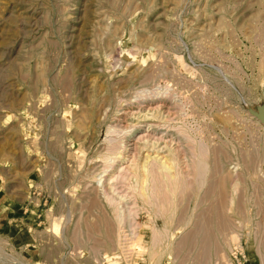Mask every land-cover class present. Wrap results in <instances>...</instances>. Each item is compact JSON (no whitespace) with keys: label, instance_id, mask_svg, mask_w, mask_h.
<instances>
[{"label":"rangeland","instance_id":"374dc122","mask_svg":"<svg viewBox=\"0 0 264 264\" xmlns=\"http://www.w3.org/2000/svg\"><path fill=\"white\" fill-rule=\"evenodd\" d=\"M0 191V264H264V0H0Z\"/></svg>","mask_w":264,"mask_h":264},{"label":"bare ground","instance_id":"6f19581e","mask_svg":"<svg viewBox=\"0 0 264 264\" xmlns=\"http://www.w3.org/2000/svg\"><path fill=\"white\" fill-rule=\"evenodd\" d=\"M144 121V120H143ZM143 121L141 123H143ZM151 121V120H150ZM149 122V121H148ZM153 122V121H152ZM151 124V123H149ZM133 126V125H132ZM153 126V124H152ZM151 127V126H150ZM157 127V126H156ZM160 128V127H159ZM178 128V127H177ZM154 130V129H153ZM157 130V129H156ZM155 130V131H156ZM182 130V129H181ZM135 128L133 130L130 131V136H133L134 133H135ZM154 131V133H155ZM182 135V134H181ZM185 136V135H184ZM186 137V136H185ZM157 145V144H156ZM114 146V145H112ZM111 148V147H110ZM113 149V153L116 157H118L119 159L123 157V153L122 152H119V153H116L117 150H116V147H112ZM118 149V148H117ZM111 153V152H110ZM153 154V153H152ZM154 156V155H153ZM106 158V157H105ZM151 156L146 160V162L143 163H140V164H143L142 166L139 167V170L137 172V175L140 176L141 178V186H140V191H138L137 193L138 194V201H139V205L142 209V211H145L147 215H150L152 213V207L154 208L155 206V203L156 202V198H155V189H156V192H157V188H156V184L158 181H156V170L157 168H160L162 171L163 170H170L171 169V166L168 162V160H166L165 158L163 159H158V157H155L154 159L151 160ZM173 158V157H172ZM149 159L151 161H149ZM114 161V160H113ZM111 163V162H110ZM139 164V165H140ZM176 164V163H175ZM174 164V165H175ZM173 166V165H172ZM176 166V165H175ZM202 166V164H201ZM174 168V167H172ZM202 168V167H201ZM204 168V166H203ZM205 169V168H204ZM207 169V167H206ZM177 171H179L178 169H176ZM175 170V171H176ZM202 170V169H200ZM176 171V172H177ZM156 173V174H155ZM165 174V172H163ZM201 173V171H200ZM160 175V174H159ZM158 175V176H159ZM174 175V174H173ZM172 175V176H173ZM205 175V174H204ZM179 176V175H178ZM182 176V174H181ZM203 175H201L202 177ZM160 178V177H159ZM166 178L168 179V176H166ZM175 178V177H174ZM177 178V177H176ZM178 179V178H177ZM161 180V179H160ZM174 180V179H172ZM180 181V180H178ZM183 181V180H182ZM173 182V181H172ZM177 182V181H176ZM163 183V182H162ZM164 184V183H163ZM174 184V182L172 183ZM170 187V186H169ZM189 187V186H188ZM179 188V187H178ZM164 189V188H163ZM170 189V188H169ZM171 190V189H170ZM172 191V190H171ZM110 197V196H109ZM108 197V198H109ZM162 198V197H161ZM110 199V198H109ZM108 200V199H107ZM108 202V201H107ZM106 202V203H107ZM109 204L111 206L114 207V210H116V204L111 201H109ZM115 205V206H114ZM119 207V206H118ZM156 207V206H155ZM161 207L163 208V205H161ZM168 207V206H167ZM159 209V208H157ZM164 209V208H163ZM156 210V209H155ZM121 211V210H120ZM118 211V212H120ZM159 211V210H158ZM157 211V212H158ZM122 212V211H121ZM162 212V211H161ZM116 214V213H115ZM154 214V213H153ZM117 215V214H116ZM121 215V214H120ZM125 217V216H124ZM148 217V216H147ZM118 219L121 220V216L118 215ZM124 218H122L123 220ZM121 220V221H122ZM147 220H150V219H147ZM151 221V220H150ZM13 222H16V219L15 220H11V223ZM122 223V222H121ZM120 223V224H121ZM119 224V225H120ZM143 225V224H142ZM149 225V224H148ZM170 225V224H169ZM124 226V225H123ZM147 229H150L152 231V238L150 239V241H148L147 243H145V248L143 247L140 251L142 253H144L147 257H148V261H149V264H160L161 263V260L162 258L167 254V252L170 250V247H171V240L172 238L170 237L169 235V232H168V228L164 225H162V227H152L151 226H145ZM144 227V228H145ZM123 228V227H122ZM123 231V229H122ZM145 232V231H144ZM143 232V233H144ZM142 233V232H141ZM171 233V232H170ZM118 235V234H117ZM146 236V235H145ZM150 236V235H148ZM118 237V240L116 239V241H118L119 244L123 243L127 237V235L124 234V232H121L120 231V234L117 236ZM203 237V236H202ZM116 238V237H115ZM238 237H231L230 238V241L232 243H235V241H237ZM204 241V240H203ZM127 242V241H126ZM131 242V241H130ZM135 242V241H134ZM129 244V243H128ZM133 244V243H132ZM138 244V243H136ZM192 244V243H191ZM135 245V244H134ZM123 246V244H122ZM132 246V245H131ZM143 246V245H142ZM135 247V246H133ZM129 248V247H128ZM141 248V247H139ZM134 249V248H133ZM137 249V248H136ZM236 250L240 251L239 249L235 248ZM129 252H131L129 250ZM137 253H140L139 250L136 251ZM241 252V251H240ZM142 253H140V256L142 255ZM242 253V252H241ZM129 254V253H128ZM243 254V253H242ZM138 256V254H137ZM136 256V257H137ZM143 256V255H142ZM125 258V257H124ZM139 258V257H138ZM232 258V257H231ZM231 258L229 259V262L227 264H232V260ZM143 259V258H142ZM145 259V258H144ZM18 261V259H16ZM163 261V260H162Z\"/></svg>","mask_w":264,"mask_h":264},{"label":"crops","instance_id":"0c3cea01","mask_svg":"<svg viewBox=\"0 0 264 264\" xmlns=\"http://www.w3.org/2000/svg\"><path fill=\"white\" fill-rule=\"evenodd\" d=\"M0 191V196L2 195ZM5 196L0 197V230L7 229V225L10 223V220L16 217L13 213L15 211V206L12 203H4ZM28 239V238H27ZM24 242V241H22Z\"/></svg>","mask_w":264,"mask_h":264},{"label":"built area","instance_id":"2783aa9c","mask_svg":"<svg viewBox=\"0 0 264 264\" xmlns=\"http://www.w3.org/2000/svg\"><path fill=\"white\" fill-rule=\"evenodd\" d=\"M240 246L243 248L242 245ZM230 258L232 260V264H249V260L246 254H242L240 251L236 249L231 253Z\"/></svg>","mask_w":264,"mask_h":264}]
</instances>
